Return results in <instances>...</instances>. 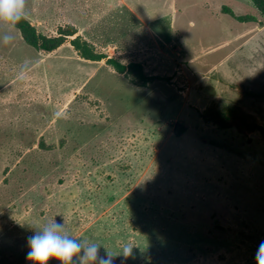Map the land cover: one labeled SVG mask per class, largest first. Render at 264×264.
I'll list each match as a JSON object with an SVG mask.
<instances>
[{
  "label": "rangeland",
  "instance_id": "rangeland-1",
  "mask_svg": "<svg viewBox=\"0 0 264 264\" xmlns=\"http://www.w3.org/2000/svg\"><path fill=\"white\" fill-rule=\"evenodd\" d=\"M26 11L43 35L77 33L52 52L17 29L0 43V264H31L27 239L53 219L114 264H256L264 136L207 120L264 129L252 0H28ZM78 36L148 78L84 59ZM125 245L134 258L118 255Z\"/></svg>",
  "mask_w": 264,
  "mask_h": 264
},
{
  "label": "clouds",
  "instance_id": "clouds-1",
  "mask_svg": "<svg viewBox=\"0 0 264 264\" xmlns=\"http://www.w3.org/2000/svg\"><path fill=\"white\" fill-rule=\"evenodd\" d=\"M28 0H0V26L7 25L8 31L0 34V43L7 45L14 40L13 31L16 25L27 18ZM26 71L18 74V79L23 81ZM57 117L61 114L55 113ZM30 249L27 260L31 264H48L51 259L59 261V264H73L74 258L79 264H114V255L100 242L94 239H77L65 231V223H57L55 219L46 221L41 226L35 227L34 234L27 239ZM105 249V255H101L100 249ZM134 246L125 245L121 249L120 256L125 260L134 258ZM256 264H264V241H261L255 253Z\"/></svg>",
  "mask_w": 264,
  "mask_h": 264
},
{
  "label": "trees",
  "instance_id": "trees-1",
  "mask_svg": "<svg viewBox=\"0 0 264 264\" xmlns=\"http://www.w3.org/2000/svg\"><path fill=\"white\" fill-rule=\"evenodd\" d=\"M252 2L255 7L264 15V0H252ZM15 29L20 31L22 38L27 45L45 52H52L57 50L66 42L67 37H73L77 33L73 29L62 30L58 36L48 37L39 33L36 27H34L26 18L22 19L16 25ZM70 42L71 45L75 48V50H77L81 54V56L86 60L101 61L103 59H106L105 56L95 53L89 43L81 40L80 36L72 39ZM106 64L112 66L118 72L122 73L134 68L140 72V77L142 79L148 78L143 74L142 66L140 64L132 63L129 65H124L112 58L106 59ZM218 117L219 118H205L221 128H236L241 134L259 131L264 136L263 127L257 124L251 125L240 116L229 114L227 116Z\"/></svg>",
  "mask_w": 264,
  "mask_h": 264
}]
</instances>
